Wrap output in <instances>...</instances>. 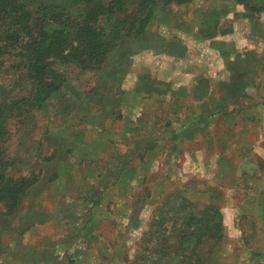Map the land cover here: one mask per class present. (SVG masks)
<instances>
[{
    "label": "rangeland",
    "instance_id": "374dc122",
    "mask_svg": "<svg viewBox=\"0 0 264 264\" xmlns=\"http://www.w3.org/2000/svg\"><path fill=\"white\" fill-rule=\"evenodd\" d=\"M44 1L54 6L66 7L73 0ZM220 1H222V5ZM224 2L232 5L226 7ZM209 3H219V9L226 12L225 15L224 12H221L222 19H225V22L226 20L231 22L233 27L236 26H234L235 18H240L241 29H244L242 31L246 32V37L249 40L246 43L247 45L252 43L250 42L253 41L251 34H255L252 32L253 29L249 28L250 25L245 21V18L248 17L253 22L263 20L264 0H192L190 4L184 6V10L191 16L192 20L202 19L209 11ZM241 3H245V7ZM176 7L178 6L172 3L165 7L163 5L159 6L150 22L160 18L168 19L169 15L179 16L177 10L174 13ZM218 12L216 11V14ZM215 21L218 22L216 17ZM0 30V35H2V25ZM132 40L137 41L136 38L121 39L114 51L98 66L83 71H78L71 63L59 66L66 73V82L57 92L39 105H36L30 99L29 90L31 85L29 83L31 80L27 78L18 50L7 48L9 52L3 53L4 49H1L0 105L7 104L6 102L10 97L17 99L23 96L24 101L20 103L18 99L19 103L16 106H19L14 107L5 119L6 133L0 141V153L1 159L9 162V165H7L5 171L2 169L4 164L0 165V172H5L11 178L33 174L37 176L38 181L40 180L38 184L28 189V194L24 193L26 196L23 195L24 197L21 198L16 207L18 208L16 212L15 208L10 215L6 216L0 213V247L9 241L8 248L4 251L8 262L11 264L15 261L13 257H18L20 260L28 256L26 247L23 244L20 246L21 243L18 242L21 238L17 239L20 223L25 222L28 213L34 216L42 213L43 223L34 224L31 228L32 236L38 238L49 236L56 228V224L51 220V217L55 207V198L59 195L60 190L57 184L53 187H48L47 184H50L49 181L54 177L55 172L53 169L59 167L56 164L58 159H63L65 174L62 176L68 179L66 184L70 190L73 189L74 191L80 190V187L76 184V177L85 172V164L89 165L82 156L85 155L90 160L94 158V161H101L100 156L109 157V152L104 150L107 143L114 148L115 159L124 161L130 157L129 160L131 159L132 163H137L134 154H131V156L130 154L126 156L117 154L118 151L122 150L121 148H124L123 144L129 142L127 137L125 141L122 140V130L134 127L133 121L119 119L120 109L117 101L121 93L118 90L125 91L132 88L134 84L145 81L147 74L146 72L142 73L143 69L135 63L138 54L134 53L132 57L128 54L129 49L138 48L137 46L133 47L137 43H132ZM123 43L124 45H122ZM253 47L256 46H250L249 48ZM144 55L146 54L143 53L142 56ZM130 59L133 61H130ZM55 65L57 63L52 66ZM171 65L172 63L166 62L167 67ZM148 75L157 79L154 74ZM259 83L256 82L254 86L235 88L229 93H226L225 89L213 87L212 84L209 91L211 90L214 97L219 95L222 98L225 95L224 99L229 109L232 107L228 113H225L226 115L205 117L189 124L184 125L181 123L182 125L177 126V123L173 124L175 122L170 120L166 114H161L159 120H151L147 124L140 125L144 132L154 128L160 129L162 126H165L163 132L167 133H169L168 128L171 131L176 130L175 134H180L178 129L181 127L186 129L181 132L182 135L179 138L176 137L175 143L180 151L174 157L175 160H172V158L170 160V157L165 158L168 160L166 165H169L172 171L178 168V171L171 173V176L181 178L174 181L175 185L168 186L158 192L140 191L143 196L146 192L151 193L147 205L139 211H142L143 214L142 227L150 226L154 219L151 216L152 207L161 198V193L165 192L166 194L171 189H184L189 194V199L192 200L193 206L197 210L203 207L207 201V194L203 193L207 187L214 188L213 193L218 191L219 197L215 202L221 208V202L227 189L218 182L219 179L234 177V180L239 183H233L232 190L235 192L231 191L233 193L232 197L236 198L243 195L242 188H245L246 184L242 181L254 176V172L248 169H237L235 166L246 160L249 163L260 160V158L264 160V81ZM236 95H238V98H236ZM108 96H111V98ZM140 96L146 102L150 101V99H146L148 95L145 91ZM97 101H103V105L94 107L93 102L97 103ZM168 122H172L173 125H169ZM100 130H107V135L99 134V132H103ZM130 142L136 150L141 146L138 137L134 135L131 137ZM163 146L159 142V147L163 148ZM162 154V149H158V152L145 157L147 163L150 160L153 165L151 170L149 169L150 174L146 177L150 181L148 184L151 183V180L154 181L160 171L158 161H162ZM152 157H154V161ZM258 157L260 158L258 159ZM43 167L45 172L40 177ZM109 170L114 171L112 168ZM121 171L122 169L118 170L117 175ZM135 171L136 169L132 168L130 176L135 177ZM47 174L46 182L45 177ZM235 177L237 178L235 179ZM129 187L125 189L128 196L137 188L133 186L129 190ZM236 187H238V190H236ZM50 196L51 199H49ZM120 196H123V194ZM131 197L133 196L125 197L127 202H132ZM0 211H3L2 202H0ZM105 211L107 213L106 207L102 209V214H105ZM36 216L35 219H38ZM97 216L99 217L98 213ZM239 220L243 243L248 246L250 252H247V250L242 252L238 247H233L230 250L229 246H232V244L228 245L227 243L222 244L221 247V243H218L220 237L215 241H203L198 246L199 264H242L243 262L245 264L247 260L248 263L246 264H260L258 260L257 263L253 262L258 251L255 247L257 245L256 239L262 236L256 234V237L252 238L253 229L259 224L258 218L254 214H243ZM17 224L18 227H16ZM232 233L234 234L233 230ZM21 237L24 239L22 234ZM136 241L137 239L130 236L123 255L124 261L121 264H179V253L174 252L171 256L166 252V249L174 244V241H171L166 233L158 232L157 239L152 238L150 241H145L143 248L136 246ZM15 242L19 244L14 246ZM155 246H160L158 248L162 253L158 252ZM152 247H155L153 248V255L150 253ZM5 252L2 249L0 250V258L3 257ZM154 260L157 262L155 263Z\"/></svg>",
    "mask_w": 264,
    "mask_h": 264
},
{
    "label": "crops",
    "instance_id": "0c3cea01",
    "mask_svg": "<svg viewBox=\"0 0 264 264\" xmlns=\"http://www.w3.org/2000/svg\"><path fill=\"white\" fill-rule=\"evenodd\" d=\"M191 2L177 5L174 13L177 10L179 16L169 15L168 19L149 21L143 32L134 37L137 41L132 40V43H137L132 46L138 48L128 51L131 57L134 53L138 54L137 60L134 59L135 63L143 69L142 73L147 74L145 81L134 84L128 90H118L121 93L117 101L121 113L119 119L133 121L134 127L122 130V140L125 141L127 137L129 142L124 143V148H121L123 151H118L117 154L124 156L134 154L137 163H132L130 157L124 161L115 159L114 148L107 143L104 150L109 152V157L100 156L101 161H94V158L90 160L85 155L82 156L89 165L85 164V172L76 177V184L80 190L74 191L67 186L68 179L62 176L65 174L63 159L55 160L59 167L53 169L54 177L47 185L53 187L57 184L60 190L55 198L51 217L56 228L49 236L39 238L32 236L31 228L34 224L43 223L42 213L35 215L38 219L28 213L24 223L19 221L21 226L17 235L18 240L19 237L21 238L17 241L21 243L20 246L23 244L26 247L28 256L20 260L18 257H13L15 260L13 264L123 263V255L130 236L137 239L144 228L143 214L139 211L147 205L151 193L146 192L143 196L140 191L158 192L175 185L174 181L181 178L171 176V173L177 172L178 168L172 171L170 166L166 165L168 160L165 158L170 157V160L171 158L175 160L174 157L180 151L175 140L182 135L181 132H184L185 127L178 129L180 134H175L176 130L171 131L170 128H168L169 133L163 132L165 126L144 132L140 125L147 124L151 120H159L161 114H166L175 122L173 124L177 123V126L205 117L226 115L225 113H228L232 107L229 109L224 99L225 95L222 98L219 95L214 97L211 90L209 91L212 84L213 87L225 89L224 91L229 93L235 88L254 86L256 82L264 81V16L263 20L257 22L245 18L255 34H251L253 41L247 45L246 41L249 40L246 32L242 31L244 29H241L240 18H235L234 26H236L233 27L231 22L222 19L221 12H224V15L226 12L219 9V3H209L210 8L205 18L192 20L184 10V6ZM224 3L226 7L232 5ZM220 4L222 5V1ZM215 10L219 11L218 14ZM215 17L218 22L215 21ZM250 46L256 47L250 49ZM143 53L146 55L142 56ZM166 62L172 65L167 67ZM148 74H154L157 79ZM143 91L148 95L146 99L150 101L146 102L140 96ZM100 105H103V101L93 102L94 107ZM168 123L173 125L172 122ZM100 131L103 132L99 134L107 135V130ZM133 135L141 142L137 150L130 142ZM159 142L164 145L163 148L159 147ZM158 149L163 151V159L158 161L160 171L154 181L151 180L148 184L150 181L146 177L150 174L149 169L151 170L153 165L150 160L147 163L145 157L158 152ZM152 160L154 161V157ZM83 164L84 162L81 165ZM235 167L251 170L254 176L242 181L246 184L245 188H242L243 195L236 198L232 197L235 192L232 187L233 183L239 182L235 181L234 177L218 180L227 189L221 202L223 229L218 243H221V247L222 244H232L229 246L230 250L238 247L242 252L244 250L250 252L248 246L243 243L239 219L243 214H254L259 224L253 229L252 238H255L256 234L262 236L256 239L255 247L258 251L254 256L256 261L253 262L257 263L258 260V263L264 264V160L260 158L250 163L246 160ZM110 168L114 171L111 172ZM132 168L136 169L135 177L130 176ZM120 169L122 171L117 175ZM44 172L43 167L40 177ZM47 177L48 174L45 177L46 182ZM39 182L40 180H36L24 193L26 194L28 189ZM133 186L137 188L130 195L133 196L132 202H127L125 197L130 196L125 189L129 187L131 190ZM121 194L123 196H120ZM236 194L238 195L237 191ZM51 198L50 196L49 199ZM105 207L107 213L105 211V214H102V209ZM17 210L18 208L15 212ZM8 242L1 245L0 250L5 252ZM19 243L15 242L14 246ZM0 259V264H11L8 262L6 252Z\"/></svg>",
    "mask_w": 264,
    "mask_h": 264
},
{
    "label": "trees",
    "instance_id": "16d2710c",
    "mask_svg": "<svg viewBox=\"0 0 264 264\" xmlns=\"http://www.w3.org/2000/svg\"><path fill=\"white\" fill-rule=\"evenodd\" d=\"M190 1L73 0L61 7L44 0H0V26L3 28L0 54L1 49L3 53L9 52L7 48L18 50L27 78L31 80L30 99L39 105L66 82V73L59 66L71 63L78 71L98 66L121 39L140 35L159 6ZM54 63L57 65L52 66ZM22 97H10L7 104L0 105V141L6 133L7 115L19 106H16L19 100L20 103L24 101ZM3 164L5 171L9 162L3 161L0 153V165ZM36 180L33 174L11 178L0 172V202L3 203L0 213L10 215L25 190ZM212 190L214 188L209 187L202 190L207 194V201L198 210L182 188L161 193L152 207L154 219L141 231L136 246L143 248L145 241L157 239L158 232H163L174 241L166 252L171 256L179 253V264H199L198 246L222 236L221 208L215 202L219 193ZM155 247L160 252V246ZM155 247L151 248V255Z\"/></svg>",
    "mask_w": 264,
    "mask_h": 264
}]
</instances>
